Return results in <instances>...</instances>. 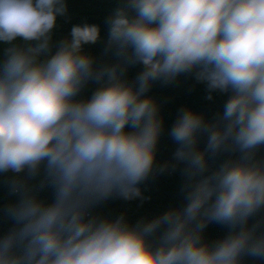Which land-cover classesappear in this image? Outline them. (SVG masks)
I'll use <instances>...</instances> for the list:
<instances>
[{
	"label": "clouds",
	"instance_id": "obj_1",
	"mask_svg": "<svg viewBox=\"0 0 264 264\" xmlns=\"http://www.w3.org/2000/svg\"><path fill=\"white\" fill-rule=\"evenodd\" d=\"M67 11L66 0H0V173L14 174L18 197L2 210L13 227L0 234V264L264 261V0H119L101 64L83 50L100 40L95 24L73 25L52 51ZM181 75L208 100L228 99L211 120L181 108L174 162L157 166L163 119L145 94ZM89 82L98 87L78 99ZM181 164L182 207L134 225L93 214L113 198L146 199L139 185ZM210 223L228 234L204 242Z\"/></svg>",
	"mask_w": 264,
	"mask_h": 264
}]
</instances>
